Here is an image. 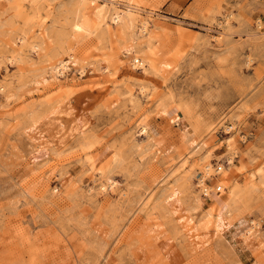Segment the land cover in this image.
Instances as JSON below:
<instances>
[{"label": "rangeland", "instance_id": "1", "mask_svg": "<svg viewBox=\"0 0 264 264\" xmlns=\"http://www.w3.org/2000/svg\"><path fill=\"white\" fill-rule=\"evenodd\" d=\"M181 1L0 0V264H264V0Z\"/></svg>", "mask_w": 264, "mask_h": 264}, {"label": "bare ground", "instance_id": "2", "mask_svg": "<svg viewBox=\"0 0 264 264\" xmlns=\"http://www.w3.org/2000/svg\"><path fill=\"white\" fill-rule=\"evenodd\" d=\"M31 3H35L38 0H30ZM98 0H78L80 2L81 6V15L76 18V21L74 23V30L76 35L78 36H88L91 33V27L88 24L87 16L95 23L103 21L105 19V8L106 4H98ZM110 2V1H109ZM112 2V1H111ZM30 3V2H29ZM109 14V13H108ZM123 13H119L118 11H112L109 19L112 22V24H120L123 22ZM86 16V17H85ZM108 19V18H107ZM74 22V21H73ZM142 23V22H141ZM142 30L148 31V23L144 22L142 23ZM19 40V39H18ZM22 40V39H21ZM20 40V41H21ZM38 48L37 45L33 46V49ZM140 64V59H137L136 57L132 60V64L128 66L130 69H138ZM74 65V64H73ZM50 71L54 74V76L60 77L62 74H64L65 71L70 69L69 61L66 59H60L55 65H52L50 68ZM80 70V69H79ZM80 75H83V71L78 72ZM83 77V76H82ZM141 134L146 133V129L144 126L140 127ZM196 150V149H195ZM196 153V152H195ZM112 162H116L115 158H112ZM207 170H209V165H206ZM221 168V167H220ZM99 173H104V168H98ZM109 171V170H108ZM111 184H114V182L108 180ZM200 222V221H199ZM201 223V222H200ZM207 224L205 223L202 225V227L205 228ZM247 236L251 235L250 230H247Z\"/></svg>", "mask_w": 264, "mask_h": 264}, {"label": "crops", "instance_id": "3", "mask_svg": "<svg viewBox=\"0 0 264 264\" xmlns=\"http://www.w3.org/2000/svg\"><path fill=\"white\" fill-rule=\"evenodd\" d=\"M176 2H178V4H182V1H181V0H176ZM229 3H230V5H232V6H236V5H237V1H235V0H229ZM165 8H166V9H171L172 6H171V4H170V6H169V5H166ZM261 15H262V14H261ZM261 17H262L263 20H264V15H262Z\"/></svg>", "mask_w": 264, "mask_h": 264}, {"label": "built area", "instance_id": "4", "mask_svg": "<svg viewBox=\"0 0 264 264\" xmlns=\"http://www.w3.org/2000/svg\"><path fill=\"white\" fill-rule=\"evenodd\" d=\"M219 169H217V171H218ZM217 183L215 182L214 183V187H215V192L217 193V192H219V188H218V186L216 185Z\"/></svg>", "mask_w": 264, "mask_h": 264}]
</instances>
